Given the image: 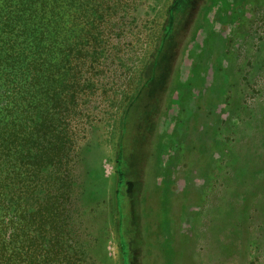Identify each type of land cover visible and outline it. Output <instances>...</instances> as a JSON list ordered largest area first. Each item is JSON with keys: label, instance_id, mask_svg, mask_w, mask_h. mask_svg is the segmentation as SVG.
Returning <instances> with one entry per match:
<instances>
[{"label": "rangeland", "instance_id": "rangeland-1", "mask_svg": "<svg viewBox=\"0 0 264 264\" xmlns=\"http://www.w3.org/2000/svg\"><path fill=\"white\" fill-rule=\"evenodd\" d=\"M53 8L34 96L63 150L24 181L26 218L50 206L24 264H264V0Z\"/></svg>", "mask_w": 264, "mask_h": 264}, {"label": "trees", "instance_id": "trees-1", "mask_svg": "<svg viewBox=\"0 0 264 264\" xmlns=\"http://www.w3.org/2000/svg\"><path fill=\"white\" fill-rule=\"evenodd\" d=\"M53 5L54 0H4L1 5L0 264H24L25 246L32 242L29 232L41 210L50 209L46 199L40 205L41 210L25 217L24 181L28 178L41 182L40 187L50 192L54 187L52 168L60 163L58 154L63 150L59 137L61 126L54 120L52 108L46 106L39 117L34 96L39 26L43 23L42 27H48L53 23ZM46 93L53 95L54 89L48 87ZM26 150L34 162L26 163ZM50 153L46 169L40 167V162ZM28 189L32 192L33 186L28 185ZM121 236V246L127 252L126 239Z\"/></svg>", "mask_w": 264, "mask_h": 264}, {"label": "flooded vegetation", "instance_id": "flooded-vegetation-1", "mask_svg": "<svg viewBox=\"0 0 264 264\" xmlns=\"http://www.w3.org/2000/svg\"><path fill=\"white\" fill-rule=\"evenodd\" d=\"M121 172L123 173L124 176H126L127 169L123 167Z\"/></svg>", "mask_w": 264, "mask_h": 264}]
</instances>
